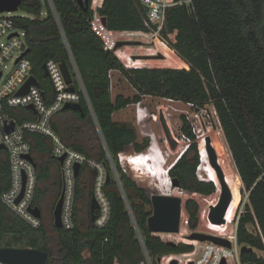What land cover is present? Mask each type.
Segmentation results:
<instances>
[{
  "label": "trees",
  "instance_id": "obj_1",
  "mask_svg": "<svg viewBox=\"0 0 264 264\" xmlns=\"http://www.w3.org/2000/svg\"><path fill=\"white\" fill-rule=\"evenodd\" d=\"M176 2L167 9L161 35L178 55L191 62L189 67H127L95 29L92 0L88 4L80 0H22V14L14 16V23L25 31L26 57L46 102L51 104L56 95L44 68L51 59L67 63L73 85L81 95L83 109H61L53 115L51 125L66 145L104 164L108 172L104 191L111 212L105 225L97 226L93 221L97 214V209H91L95 171L83 166L76 178L74 226L57 227L53 210L63 188L61 164L51 154L49 137L27 133L37 170L34 205L42 210V224L32 227L0 199V241L10 234L18 243L14 247L48 251L44 264H139L146 255L152 264H161L164 256L193 251L192 244L169 245L149 229L153 207L148 190L127 173L118 158V153L128 146L135 151L144 150L149 139L139 142L136 127L115 120L114 113L150 95L190 102L195 112L213 105L249 192L246 210L239 215L238 241L264 251V0ZM97 11L105 17L109 30L150 31L139 0H103ZM111 70H118L137 93H118L113 98ZM78 77L87 97L80 89ZM9 113L19 121L36 118L23 107L10 108ZM181 120L182 133L192 143L169 174L179 178L186 191L211 195L217 189L215 183L202 181L196 174L200 154L195 131L185 114ZM89 126L93 127L95 139ZM190 150L195 151L192 158L187 155ZM10 183L8 153L1 149L0 195ZM48 206L50 227L46 225ZM185 209L190 228L196 230L198 202L188 199ZM248 225L259 228L258 232H251ZM240 258L244 264H264V255L255 251L243 252Z\"/></svg>",
  "mask_w": 264,
  "mask_h": 264
},
{
  "label": "built area",
  "instance_id": "obj_2",
  "mask_svg": "<svg viewBox=\"0 0 264 264\" xmlns=\"http://www.w3.org/2000/svg\"><path fill=\"white\" fill-rule=\"evenodd\" d=\"M139 1L146 13L144 17V23L150 28V31L117 30L119 32L114 34L109 33L106 30V26L102 23V16L97 11V8L101 6V0H92V6L95 9L92 23L94 25L98 19L99 22L106 28L104 31H102V35H99L104 39L106 45L113 49L115 53L121 58V60H123V62L127 55L120 52L121 46L116 47V45L119 41L127 40L125 38H116L115 35L117 34H150V36L154 38L155 41H158L168 49L171 48L168 41L162 37L161 32L166 22L167 9L170 6L176 4V0ZM25 51V31L19 29L15 25L14 16H1L0 145H3L4 147L0 148V150L5 149L8 153L11 183L10 186L1 193L0 199L9 210L19 215L32 227L37 228L41 226L42 218L35 216L32 211H30V207L35 206L34 197L37 186V170L34 162L27 157V155L31 154L32 146L26 139L27 133H39L50 138L52 143L51 154L53 157L59 159L60 157L64 156L63 163L61 164L63 180V227L72 228L74 226V205L77 178L75 166L77 163L81 165V168L83 166H88L95 171L93 186L94 192L92 197L97 199L99 207L97 208V214L94 222L97 226H103L107 223L111 212L110 202L104 191V185L108 178V172L104 164L101 161L88 157L84 152L66 145L60 135L51 125V119L53 115L59 110L63 109V106L67 102H80L81 95L77 90H69L70 84L66 82L60 67L61 63L53 59L46 63L47 70L49 72L48 75L51 77L56 91L53 102L51 104L46 102L44 93L38 85H31L28 92L24 94H18L19 89L28 80V78L33 75L32 63L30 59L26 57V54L23 55ZM112 71L113 70H111L109 74L111 82L113 77ZM78 81L81 91L84 92L87 97L84 85L79 77ZM88 103L91 106L89 100ZM188 104L193 106V104L190 102H188ZM29 105H33L35 111L28 108L27 106ZM14 107H23L29 109L36 115V118L19 121L12 117L9 113L10 108ZM13 121L15 122V126L13 130L9 132L6 129V126L10 125ZM164 134L167 136V144H169V141L172 138H174V141H176L174 131L169 135L166 133ZM183 136L188 138L184 134ZM191 143L192 140H190V142L178 154L174 163L188 151ZM178 146H181V144L179 143ZM124 153L126 152L122 151L118 153L120 162ZM108 158L112 163L114 172L116 173V169L109 152ZM172 165L173 163L170 165V167ZM116 177L122 191V195L129 208L127 197L124 194L121 180L117 173ZM189 220V214L185 211L183 205L179 231L180 233H182L183 227H186L188 235L194 231H199L197 229L192 230L190 228ZM238 220L239 216H237L236 211L233 219L228 223L229 228L225 234H218L210 230L199 231L226 238L230 241L231 246L220 245L210 240L200 241L189 239L190 244L194 246L193 251L179 255H167L162 259L164 260L167 258V264H170V261L174 256H177L176 258L178 259L179 264H222L223 261H225L226 264H244L240 258L242 245L238 241ZM182 256L185 257L184 262H182L180 258ZM139 264H152L149 255H146L145 259H143Z\"/></svg>",
  "mask_w": 264,
  "mask_h": 264
},
{
  "label": "rangeland",
  "instance_id": "obj_3",
  "mask_svg": "<svg viewBox=\"0 0 264 264\" xmlns=\"http://www.w3.org/2000/svg\"><path fill=\"white\" fill-rule=\"evenodd\" d=\"M22 11L20 9L16 11H0L1 16H16L21 15ZM116 38H125L130 39V41H135V44H125L123 48H121V52L127 55L126 65L127 67H189L191 66V62L178 55L173 49H168L164 47L158 41H155L154 38L150 36V34H121L115 35ZM112 97L115 98L118 93H122L126 96H133L137 91L131 86V84L127 81V79L120 73H113L112 79V87H111ZM185 114L188 121L193 127L195 131L197 144L200 154V164L197 167V177L202 181L212 180L209 174L206 172L205 163L209 165V170L212 174H214V180L217 181L219 188L222 187L221 180H218L217 175L218 172L212 168L213 163L209 154H206V144L203 139H206V136H212L215 139L220 140L222 146V158H217V163L220 165L222 170L226 176V183L228 184L231 194H232V205L234 204V212L237 211V216L244 213L246 210V203L249 202V192L245 188L241 177L237 171L235 161L226 140L223 127L221 125V121L217 114V111L213 107V105L208 104L206 109H202L199 112H195L192 105L181 102L170 100L162 97H154L150 95L143 96V99L140 103H133L128 105L127 107L117 111L114 113V119L120 120L127 123H132L138 133V141L143 142L145 138H148L149 141L142 151H135L133 146H128L125 150L126 158L121 159L122 166L125 168L127 173L133 177L136 182L146 189L147 186L150 189H156L155 185V175L162 176L163 179L169 180L171 177H168V174H163L160 171H154L152 165L148 168L146 166H141L134 164V158L148 153L153 156V160L161 165L164 170H167L168 167L174 163L178 154L184 149V147L190 142L188 138H185L182 134V120L181 115ZM93 127L89 126V132L92 138L95 139V135L92 130ZM175 134L174 138L170 139L169 144H167L164 133L166 134ZM208 135L204 133H207ZM201 134V135H200ZM203 135V139L200 136ZM173 137V136H172ZM173 141V142H172ZM179 143L181 146H178ZM96 144L97 139H96ZM200 144L202 157L200 152ZM224 150V151H223ZM226 151V152H225ZM145 152V153H144ZM195 154L194 150H190L187 155L188 158H192ZM230 161V165H227V160ZM153 161V162H154ZM202 161V163H201ZM120 163V164H121ZM155 166L157 164L153 163ZM128 168H127V167ZM135 166V167H134ZM216 167V166H215ZM155 168V167H154ZM130 169V170H129ZM136 169V170H135ZM138 170V171H137ZM145 172V173H144ZM142 174L138 177L135 175ZM167 177H166V176ZM140 182H139V181ZM171 182V180H170ZM215 183V182H214ZM142 184V185H141ZM172 184V183H171ZM144 185V186H143ZM216 185V183H215ZM173 186V185H172ZM217 187V185H216ZM178 188V187H177ZM182 190V188H178ZM147 190V189H146ZM217 191V189H216ZM213 193L211 195H205L198 192L186 191L185 196L182 197L184 203L188 199H195L199 204V212H198V220L199 225L197 230L199 231H213L218 234H225L228 230L229 226L228 220H225L223 223H215L209 219V213L212 206H215L219 203L220 193ZM148 193V191H147ZM168 194V193H164ZM175 195V194H172ZM177 196H181L176 194ZM185 208V204H184ZM49 206L47 207L46 214V225L48 227L51 226L52 217L48 213ZM186 211V209H185ZM231 211V210H230ZM187 212V211H186ZM203 212V213H202ZM235 214V213H234ZM234 216V215H233ZM230 220V219H229ZM228 221V222H227ZM225 224V225H224ZM225 227V228H224ZM248 228L251 232H258L259 228L254 225H248ZM154 233V232H153ZM155 235H159L164 241H174L190 243L186 227L182 228V233H159L155 232ZM0 247H14L17 246L18 243L14 240L12 235L6 234L2 240L0 241ZM258 255H264V251L256 249L254 250ZM177 256H174L175 259ZM179 257V256H178ZM182 262L185 261V257H180ZM3 264V263H0ZM161 264H167V258L164 260L161 259Z\"/></svg>",
  "mask_w": 264,
  "mask_h": 264
},
{
  "label": "water",
  "instance_id": "obj_4",
  "mask_svg": "<svg viewBox=\"0 0 264 264\" xmlns=\"http://www.w3.org/2000/svg\"><path fill=\"white\" fill-rule=\"evenodd\" d=\"M82 3L88 4L89 0H80ZM22 0H0V11H16L20 9V5ZM102 23L106 26V19L102 17ZM135 41H119L116 47H120L123 44H133ZM27 51L24 52L23 55L26 54ZM61 70L64 74L66 82L70 84L69 90L75 91L76 88L73 83L72 74L66 62H62L60 64ZM46 73L49 74L47 70V66H44ZM31 85H38V80L34 75H31L28 80L23 84V86L19 89L18 94H24L28 92ZM28 108L35 111L33 105L27 106ZM73 108L82 110V104L80 102H67L63 106V109ZM15 126V122L13 121L10 125L6 126L7 131H12ZM208 148L210 151V158L214 166H216L219 174V178L223 185V193L219 200V203L215 206L211 207L209 213V219L215 223H223L225 222V214L231 204L232 194L228 184L226 183V176L220 165L217 163V156L214 151V148L211 147V139L207 137ZM3 145H0V148H3ZM27 157L34 162V157L32 154L27 155ZM60 164L63 163L64 156L59 159ZM76 176H78L81 165L79 163L75 166ZM172 183L174 187H181V181L179 178H172ZM149 199L152 202V210L153 213L148 218V227L152 232L159 233H177L180 231V223H181V215H182V207L185 204L183 198L177 195H165V194H154L152 197L149 196ZM62 206H63V190L61 195L54 207L53 217L54 224L63 228L62 222ZM99 207L98 201L95 197L91 199V209L95 210ZM30 211L37 216L42 217V210L39 206L30 207ZM96 215L93 216V221L95 220ZM189 239L192 240H200L206 241L210 240L220 245L231 246V243L226 238L213 235L210 233L194 231L190 235H188ZM169 245L177 244L174 241H166ZM255 250L254 247L242 245L241 246V254L243 252H253ZM49 257L48 251H44L37 248L26 247V248H18V247H0V263L3 264H44ZM170 264H179L177 258L172 259ZM192 264V263H190ZM222 264H226L225 261Z\"/></svg>",
  "mask_w": 264,
  "mask_h": 264
},
{
  "label": "bare ground",
  "instance_id": "obj_5",
  "mask_svg": "<svg viewBox=\"0 0 264 264\" xmlns=\"http://www.w3.org/2000/svg\"><path fill=\"white\" fill-rule=\"evenodd\" d=\"M205 134H207L208 135V132L207 133H204L203 135H205ZM201 135V134H200ZM203 135L202 136H200V138L201 139H203ZM207 137H209V135L208 136H206V139H203L204 140V142H205V144H206V146H207V150H206V154H209L208 153V151H209V148H208V141H207ZM210 138H211V136H210ZM201 146H202V144H200V152H201V157L203 156L202 155V151H201ZM211 147L212 148H214V151H215V153H216V156H217V158H222L223 157V155H222V150H221V148L223 147L222 146V144H221V142H220V140H218V139H215L213 136H212V139H211ZM224 148V147H223ZM224 151V150H223ZM222 152V153H221ZM226 152V151H225ZM145 153V152H144ZM122 158H126V156H125V154L123 155V157ZM154 158H153V156L152 155H150L149 153H148V155L146 156L145 154H142V155H140V156H136L135 158H134V164L136 165V167L138 166V165H141V166H146L145 168H148L149 166H147V165H152L153 166V169H154V171H160L161 173H165V174H167L166 172H165V170L163 169V167L161 166V165H159L158 163H156L154 160H153ZM154 161V162H153ZM153 163H155V164H157V166H155ZM201 163H202V161H201ZM205 165L206 166H204L203 165V167L205 168V170H206V172L209 174V176L211 177V179H212V181L213 182H215L216 183V185H217V191H216V193L218 194V193H220L219 195H222V193H223V185H222V187L221 188H219V186H218V184H217V181H215L214 180V174H212L211 173V171L209 170V165L207 164V163H205ZM127 167V166H126ZM135 167V166H134ZM155 167V168H154ZM128 168V167H127ZM212 168L213 169H215V171H217L218 172V170H217V168L215 167V166H212ZM130 170V169H129ZM136 170V169H135ZM128 171V170H127ZM138 171V170H137ZM145 173V172H144ZM140 175H142L141 173L140 174H138V175H135L136 177H138V176H140ZM166 176V175H165ZM167 177V176H166ZM169 177V176H168ZM219 177V174L217 175V178ZM154 179H155V182L153 183L154 185H155V187H156V189H150V188H148L147 186H144V187H146V189L148 190V193H149V196L150 197H152L154 194H164V193H168V194H165V195H172V194H179V195H181L180 197H184L185 196V193H186V190H184V189H182V190H180V189H178L177 187H174V186H172L173 185V183H172V181L170 182V180H172V178L169 180V178H168V180H164L163 179V177L162 176H156L155 175V177H154ZM218 180H220V178H218ZM139 181V180H138ZM140 182V181H139ZM172 183V184H171ZM222 184V183H221ZM142 185V184H141ZM233 197V196H232ZM220 198H221V196H220ZM231 203H232V201H231ZM234 204L232 205V204H230V206H229V208H228V210H227V212H226V215H225V220H228V221H230V220H232L233 219V215H234ZM231 210V211H230ZM203 213V212H202ZM230 219V220H229ZM225 225V224H224ZM225 228V227H224ZM184 255H190V254H184ZM182 257H184V256H182Z\"/></svg>",
  "mask_w": 264,
  "mask_h": 264
},
{
  "label": "crops",
  "instance_id": "obj_6",
  "mask_svg": "<svg viewBox=\"0 0 264 264\" xmlns=\"http://www.w3.org/2000/svg\"><path fill=\"white\" fill-rule=\"evenodd\" d=\"M102 2H103V0H101V4H102ZM94 27H95V29L97 30V32L99 33V34H101L102 35V31H104L106 28L99 22V20L97 19L96 20V22H95V24H94ZM109 33H118L119 31H117V30H109V29H106ZM126 40H130V39H126ZM133 44H135V43H133ZM123 45H125V44H123ZM121 46V48H123V47H125V46ZM121 48H120V52L122 51L121 50ZM121 53H123V52H121ZM123 54H125V53H123ZM126 60H127V56L125 57V59H124V63L126 64ZM131 66H133V65H131ZM130 67V66H129ZM116 72H118V73H120L118 70H113L112 71V75H113V73H116ZM121 74V73H120ZM112 79H113V77H112ZM111 85H112V82H111ZM131 105V104H130ZM116 120V119H115ZM118 121H120V120H118Z\"/></svg>",
  "mask_w": 264,
  "mask_h": 264
},
{
  "label": "clouds",
  "instance_id": "obj_7",
  "mask_svg": "<svg viewBox=\"0 0 264 264\" xmlns=\"http://www.w3.org/2000/svg\"><path fill=\"white\" fill-rule=\"evenodd\" d=\"M176 162H177V161H176ZM176 162H175V163H176ZM175 163H173V165H172V166H174V164H175ZM172 166H171V167H172ZM171 167L169 166V167H168V169H167V170H165V172L168 174V176H169V177H171V176H170V174H169V170L171 169Z\"/></svg>",
  "mask_w": 264,
  "mask_h": 264
}]
</instances>
